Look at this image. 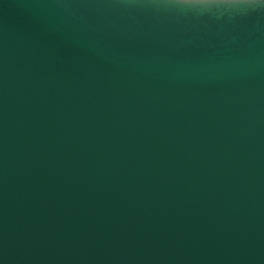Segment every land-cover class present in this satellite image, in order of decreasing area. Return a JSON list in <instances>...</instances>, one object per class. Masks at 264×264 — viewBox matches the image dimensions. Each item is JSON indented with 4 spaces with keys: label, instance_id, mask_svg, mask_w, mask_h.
I'll list each match as a JSON object with an SVG mask.
<instances>
[{
    "label": "water",
    "instance_id": "water-1",
    "mask_svg": "<svg viewBox=\"0 0 264 264\" xmlns=\"http://www.w3.org/2000/svg\"><path fill=\"white\" fill-rule=\"evenodd\" d=\"M0 264H264V4L0 0Z\"/></svg>",
    "mask_w": 264,
    "mask_h": 264
},
{
    "label": "clouds",
    "instance_id": "clouds-1",
    "mask_svg": "<svg viewBox=\"0 0 264 264\" xmlns=\"http://www.w3.org/2000/svg\"><path fill=\"white\" fill-rule=\"evenodd\" d=\"M181 4L186 5H225L232 7H246L253 3L264 4V0H178Z\"/></svg>",
    "mask_w": 264,
    "mask_h": 264
}]
</instances>
